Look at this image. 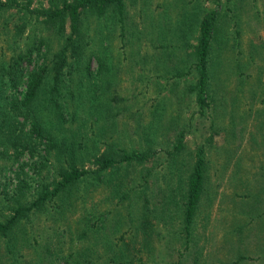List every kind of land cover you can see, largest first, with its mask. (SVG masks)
I'll list each match as a JSON object with an SVG mask.
<instances>
[{"label":"rangeland","instance_id":"374dc122","mask_svg":"<svg viewBox=\"0 0 264 264\" xmlns=\"http://www.w3.org/2000/svg\"><path fill=\"white\" fill-rule=\"evenodd\" d=\"M0 1V69L26 47L32 57L21 62V77L43 63L51 69L66 34L76 35L68 17L61 35L38 11L62 0ZM211 10L201 107L189 89L190 64L199 21ZM77 31L83 52L66 47L64 106L50 105L42 118L89 172L19 218L12 235L27 241L14 264H56L55 253L74 264H264V0H121V12L114 4L79 11ZM16 79L5 95L22 90ZM52 92L47 81L38 99ZM199 148L202 186L185 227ZM34 152L17 157L8 145L9 156H0V219L12 212L5 191L24 180L27 203L64 160L54 148L46 157ZM102 152L113 160L97 169Z\"/></svg>","mask_w":264,"mask_h":264},{"label":"trees","instance_id":"16d2710c","mask_svg":"<svg viewBox=\"0 0 264 264\" xmlns=\"http://www.w3.org/2000/svg\"><path fill=\"white\" fill-rule=\"evenodd\" d=\"M0 4H3V2L0 1ZM108 4L116 5L118 12H121V0H62L59 7L39 10L38 13L44 15L42 20L47 23L51 22L57 24L56 32L61 35L63 34V22L65 18L68 17L71 32L76 35L75 39L70 34H66L64 39L65 43H63L52 55L55 59H51V61H53L51 69L43 63L37 68L28 70L24 78L21 77L23 75L21 72V62L23 60L27 62L30 61L32 57L31 47H26L24 49L25 51H18L10 55L6 66H1L0 156L3 155L4 158L9 156L7 153L8 145L12 146L14 151L13 155L17 157L23 150L27 151L28 157L33 156L35 153L34 151L38 152L36 154L46 157L47 155H45V153L48 152L49 149L54 148L58 158H61V156L58 155L64 154V160L61 159L64 163L63 161L62 164L59 162L56 169L53 170L55 174L52 175L51 179L39 181L37 184L38 188L35 191H29L32 198L27 203H24L25 196H27V191L24 190L26 186L24 180H17L15 182L17 188L11 193L5 191L3 197L5 199V207L10 208L12 212L9 215H3L0 219V264H14L17 258L15 248L20 245H25L27 241V235H12L13 229L19 218L22 215H26L31 208L37 209L45 202L51 201L52 198L63 197L62 191L68 190L65 187H69L71 183L79 179L83 174L89 172L88 169L81 166L79 167L75 164L73 147L68 145L67 141H65V137L59 136L57 138L54 130L44 125L45 120L42 117L52 111L50 105L53 107L55 106L56 111L62 109V105L64 106V101L60 97L62 90L59 83L63 80V75L69 74L70 72L68 64H65L66 47L70 44L69 48L72 50L71 52H75L71 53L73 54L72 56L78 57V53L83 52V48L80 49L78 44L79 35L77 23L79 20V11L88 7H93L100 12L102 8ZM214 22L213 10L201 17L193 50L194 58L190 64L194 81L189 85V89L194 92L196 101L201 107L207 104L205 94L208 91L207 80L211 77L209 51ZM38 42L41 43L42 39H39ZM92 56L93 55L90 54L87 58ZM96 58L99 59L100 55H96ZM49 72H51V75H49ZM4 74L6 75L5 78ZM16 78H22V90L16 95H5V90L9 86L14 87L16 85ZM47 81L50 83L53 92L49 94V99H44V102H42V99H38V91ZM73 118L74 116H72L70 120ZM25 123L30 127L28 126L25 129ZM179 140L180 139H178V141ZM200 151L201 148H199L195 154V160L186 182L183 211L185 227H187L191 219L202 186L203 160L200 156ZM121 158H129V155L125 153ZM94 160L97 163V169H103L105 166L109 165L113 159L102 152L95 155ZM22 197L24 202L21 200ZM54 258L56 264H74L65 255H57L55 253ZM241 258H243V256L238 257V259ZM116 260L125 263L123 259L116 258Z\"/></svg>","mask_w":264,"mask_h":264}]
</instances>
